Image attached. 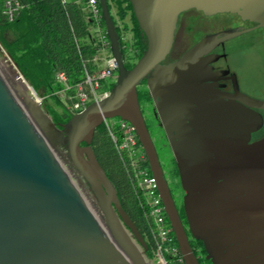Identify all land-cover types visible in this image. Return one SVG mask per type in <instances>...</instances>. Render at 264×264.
<instances>
[{
  "label": "water",
  "instance_id": "1",
  "mask_svg": "<svg viewBox=\"0 0 264 264\" xmlns=\"http://www.w3.org/2000/svg\"><path fill=\"white\" fill-rule=\"evenodd\" d=\"M97 1L109 52L117 66L115 82L106 98L70 116L64 134L58 133L42 113L54 135L65 139V157L93 195L100 221L87 208L69 175L0 77V264H145V242L120 208L114 187L90 148L94 129L109 118L122 119L132 126L182 262L199 264L189 247L138 106L136 86L148 73L147 94L174 156L184 192L182 207L188 234L202 240L208 254L213 253L212 264L252 262L255 258L224 259L216 253L229 236L221 229L243 219L244 204L252 203L255 196L247 189L259 186L258 180L264 178V140L247 144L250 131L261 122L251 108L264 111V100L239 97L244 106L223 103L214 113L200 112L193 117L187 113L192 103H200L196 95L201 94V74L205 72L200 57L210 47L241 32L204 36L175 61L160 63L170 51L180 13L194 9L205 16L234 14L264 30V0H125L139 35L145 39V48L131 69L123 66L106 0ZM30 101L37 105L32 98ZM37 108L40 110L38 105ZM190 126L195 129L193 134L188 132ZM234 131L240 133L237 155L228 151L234 149V144L226 142ZM225 158L239 162L241 173L237 177L232 176L237 168L233 174L228 172ZM237 180H242L240 186L247 192L234 202L235 195L229 190L230 183ZM260 193L264 201V192ZM237 204L230 210L234 216H228L226 209Z\"/></svg>",
  "mask_w": 264,
  "mask_h": 264
},
{
  "label": "trees",
  "instance_id": "2",
  "mask_svg": "<svg viewBox=\"0 0 264 264\" xmlns=\"http://www.w3.org/2000/svg\"><path fill=\"white\" fill-rule=\"evenodd\" d=\"M4 1L0 0V47L32 92L45 98L47 104L44 110L53 125L60 129L71 114L55 94L62 87L54 82V71H62L67 84L72 87L81 81L84 70L91 72L95 69L92 62L95 39L91 37L90 24L83 10L85 0H65L63 4L60 0H16L18 8L11 20L2 13ZM106 5L107 10L111 5L114 7L116 21L122 23L121 28L115 27L117 37L119 38L121 30L131 32V43L128 45L133 50L131 57L126 59V53L120 48L123 66L131 69L133 66L128 61L140 57L145 48V39L138 36L140 31L127 1L113 0L109 3L106 0ZM125 18L129 25L123 23ZM121 44L119 38V46ZM112 85L113 83L107 85L105 89L109 90ZM136 94L139 106L143 104L151 108L150 104L146 105L148 99L145 98L144 91L141 97L136 88ZM145 126L148 129L146 122ZM91 138V151L107 180L112 183L120 208L142 236L146 245L144 255L149 259L152 243L147 234L148 222L145 219V209L134 194L135 186L127 160L115 151L103 124L94 129ZM168 164V176L174 184L173 168Z\"/></svg>",
  "mask_w": 264,
  "mask_h": 264
},
{
  "label": "flooded vegetation",
  "instance_id": "3",
  "mask_svg": "<svg viewBox=\"0 0 264 264\" xmlns=\"http://www.w3.org/2000/svg\"><path fill=\"white\" fill-rule=\"evenodd\" d=\"M191 15H196L203 19L211 18L212 16H214V15L211 16L202 15L200 12H197L194 9H189L188 11L180 13L176 19V26L173 33L174 38L171 47L169 49L170 51L160 64H167L175 61L178 57H180L182 54L187 52L188 49H190V47L193 44L204 38V36L217 34L218 32H222V31H236L241 33H239L236 36H233V38L224 40L222 42H219V44L210 47V49L200 57L203 60L204 68H205V72L201 74V76L204 78V80L200 84L202 85L201 94L196 95L197 97H199L200 103L197 102L192 103L191 106H189L187 113L191 117H193L195 113H200V112L214 113L217 111L219 107L223 106V103H229L230 105L233 106L235 105L239 106L242 105L237 99L239 97H247V98L250 97L253 99H257L259 101H263L264 100V62L262 63V67L260 68L255 67L254 69V71L259 72L258 77L255 76V77H251L248 80H244L237 74V72L234 69H232V67L227 62V59L231 52L226 48L227 43L232 42L233 40L241 39L245 36H251L253 33H256L259 35L260 45L264 50L263 28L262 27L257 28L255 23L249 22L247 20L242 21L234 14L232 15L226 14L229 16L230 18L229 20H231L230 22L219 26L217 30L209 29L204 33H200L197 38L190 40V43L184 45L178 50H174L176 37H177L176 32L181 24L185 23L188 26L187 20L189 19V17H191ZM128 32L130 33L131 36V32L130 31ZM120 33H122V31H120ZM138 36L141 39H144V37L140 36L139 33ZM257 49L258 47L256 46V43L249 41L247 43L238 44L236 51L246 52L247 50H253L254 52ZM150 75L151 74L148 73V75H146L142 79V81L136 86L137 91L139 92L141 97H143V91H144V93L146 94L145 98L148 99L146 100V105L150 104L151 107L149 117H151L153 124L146 123L148 126L147 127L148 135L150 136L151 131H156L159 133V136L162 138L160 144L161 147H160V145H155V143L152 140V136H150V139L154 147V151H156L157 160H158V154L156 147L165 148L168 151L170 157L168 163H170L173 168L172 178L174 179L173 182L175 185L176 193H178L173 203H174V207H176L179 221H181L185 234L188 237L189 247L190 249H192L193 255L195 256L197 263L212 264L211 255L213 253L211 252L208 254L202 240L200 239L194 240L188 234L187 223L184 218V212L182 207V197L184 195V192L180 187L177 164L175 162L173 154L168 148L166 138L163 135L161 124L158 121L154 108L152 107L151 97L150 95L147 94V90H146V79ZM157 100H159V98H157ZM251 110L255 114H257L259 118H261V122L258 126L254 128V130L250 131L249 138L247 141L248 145L264 140V111L256 108H251ZM186 123L190 124L189 121H186ZM236 127L237 125L234 126L233 129H235ZM215 128L217 129L219 128V126H215ZM194 131H195L194 127L190 126L188 128V132L190 134H193ZM172 134L175 135L176 133L173 131ZM212 136H218V135H212ZM238 136H240V133L239 132L235 133L234 131L233 136L231 134L228 135L226 141V139L224 138L226 137V135L222 134L224 141L228 142V145L234 144L233 150L231 148H228L230 154L237 155L238 149L236 148V143L240 141L238 139ZM212 157H214L213 154ZM224 161L226 162L225 164L230 174H233L234 168H237L236 175H232V176L237 177L238 173H241L238 171L239 162H236V160H233L231 158L230 159L225 158ZM158 164H159V160H158ZM262 173H264V171H262ZM241 183L242 180L240 181L237 180L236 182L230 183L232 187L230 188L229 191L231 194L235 195L232 198V201L234 202H238V200H240L242 196L246 195L245 192L247 191L244 189L243 186H240ZM258 183L259 186L252 189H247L249 190L248 192L251 193L253 192L255 196L253 197L254 200H252V203L248 205L244 204L246 210L242 214L243 219L240 220L239 222L238 221L231 222L229 224L230 226L226 227L225 230L221 229L222 232L228 233L229 236L228 239L225 240V245H222L220 247L221 249L218 251L219 253H216L219 256V258H224V259L242 258L248 260H252L255 258L252 262L246 264H264V201L261 200L262 197L260 195L262 194L260 192H264V186L261 185L264 184V178H260L258 180ZM238 206H239L238 204L234 206H229V209H226L228 212V216L233 217L234 214L232 212L230 213V210H233L234 207H238Z\"/></svg>",
  "mask_w": 264,
  "mask_h": 264
},
{
  "label": "built area",
  "instance_id": "4",
  "mask_svg": "<svg viewBox=\"0 0 264 264\" xmlns=\"http://www.w3.org/2000/svg\"><path fill=\"white\" fill-rule=\"evenodd\" d=\"M64 2L65 0H60L61 4ZM17 8L16 0H5L2 13L8 20H11ZM83 10H85L86 20L90 24L91 37L95 39V55L92 57L95 69L91 72L84 70L81 81L72 87L67 84L62 71L55 70L53 73L54 82L62 87L55 94L64 102L65 110L71 116L82 112L88 104L106 98L109 90L105 87L114 83L116 78L117 66L109 52V42L104 26L100 24L98 1L85 0ZM122 33L119 35L122 42L119 47L131 56L133 50L125 44ZM101 124L104 125L115 151L126 158L135 186L134 194L145 209V219L148 222L147 234L152 243L151 257L148 260L153 264H183L174 235H172V229L166 220L159 194L156 191L155 180L150 176L147 165H145V155L137 137H135L132 126L118 118L103 120ZM143 256L145 257L144 251Z\"/></svg>",
  "mask_w": 264,
  "mask_h": 264
},
{
  "label": "rangeland",
  "instance_id": "5",
  "mask_svg": "<svg viewBox=\"0 0 264 264\" xmlns=\"http://www.w3.org/2000/svg\"><path fill=\"white\" fill-rule=\"evenodd\" d=\"M112 1L113 0H107V2H109V3ZM109 14L112 17V20L115 24V27L119 26L121 28L122 23L119 21H116L115 9L112 5L109 7ZM229 19H230L229 16L226 14H223V13H218V14L212 16L211 18H204V19L199 17V16H196V15H191V17H189V19L187 20L188 26H187V24L183 23L179 26V28L176 32L177 37H176L174 50H178L179 48L183 47L184 45L190 43V40L197 38L200 33H204L209 29L217 30L219 26L230 22L231 20H229ZM123 23L128 24L126 18L123 20ZM121 31L123 32L122 38H124L125 44L128 47V45L131 43L130 33L128 31H124V30H121ZM249 41L256 43V46L258 47V49L256 51H254V52H253V50H247L246 52L245 51L244 52H237L236 51L238 44L247 43ZM226 48L231 52L228 59H227V62L232 67V69H234L242 79L248 80L251 77H255V76L258 77L259 72L254 71V69H255V67L256 68L262 67V63L264 62V50L262 49V47L260 45V40H259L258 34L253 33L251 36H245L241 39L233 40L232 42H229L226 44ZM129 56H130L129 54H126V56H125L126 59ZM126 59H125V61H127ZM135 61H136L135 58L130 59L128 61V63L134 64ZM0 70L1 71L4 70L3 71L4 74L6 72L10 78H13L19 84H21V86L25 92V95L29 98H32L34 101H36L41 112H43L45 114V116L48 118V120L51 121L47 112L44 110V106L47 104V102H45V98L43 96H41L40 94H34L32 92L30 86L22 79L21 75H19L18 71L15 69V67L13 66L9 57L6 56V54L3 52L1 47H0ZM139 108H141L142 116H143L145 122L153 124L151 117H149L151 108H149L148 106H145V105L143 106V104H140ZM35 120H36L37 124L39 125L41 131H43V138L46 139V141L48 142L52 152H54L55 156L58 155L56 158L58 160H60L61 159L59 156L60 153H62V154L65 153V139L63 138L62 135L61 136H55L53 131H52V128L50 126H48V124L45 123L46 127L48 128V130H47L46 127L44 128L38 122L36 117H35ZM52 125H53V123H52ZM54 129L58 133L64 134L66 129H67V126L64 125L63 127H60V129H58L54 125ZM150 136H152V140L155 143V145L161 144L162 138L159 136L158 132L151 131ZM160 147H161V145H160ZM156 150H157V154H158L159 164L161 165V168H162L163 177L167 182L168 189L170 190L169 193L172 194V200L175 201V198L178 195V193H176L175 185L172 183L171 179H169L168 172H167L168 168H169L168 160L170 158L168 151L165 148H159V147H156ZM59 163L61 164V166L64 165V164L62 165L61 160L59 161ZM63 168L66 169V170L64 169L65 172H67L70 180L73 181L74 184L76 185L77 180H75L73 172L70 173V168L67 165H64ZM82 182H83V187H85L84 189H86L85 191L88 193L91 200L95 204L96 203L95 199H94L93 195H91L86 183L84 181H82ZM144 261H145V264H153L152 261L146 259L145 257H144Z\"/></svg>",
  "mask_w": 264,
  "mask_h": 264
},
{
  "label": "bare ground",
  "instance_id": "6",
  "mask_svg": "<svg viewBox=\"0 0 264 264\" xmlns=\"http://www.w3.org/2000/svg\"><path fill=\"white\" fill-rule=\"evenodd\" d=\"M3 71L0 70V77L2 78V81L9 88V91L11 92L13 98L16 99V102L18 103L20 109H22V111L25 112V114L27 115V117L29 118V120L31 121V123L33 124V126L36 128V130L38 131V133L40 134V136L42 137V139L46 141V139L43 138V131H41L39 125L37 124V122L35 120V117H36V119L38 120V122L45 128L46 127V124H48V122H47V119L45 118L44 114L37 108V105L34 104L33 102H31L30 101V98L25 95V92H24L21 84H19L13 78H10L9 75H7L6 72L4 74ZM46 129L48 130L47 127H46ZM47 145L49 146L48 142H47ZM49 149L52 152L50 146H49ZM52 154H54V152H52ZM54 156H55V154H54ZM57 156H55V157H57ZM59 156L61 158L60 160L62 162V165L63 164L64 165H67L70 168V173L73 172V175L75 177V180H77L76 181V185L74 184L73 181H71V182H73V184H74L76 190L78 191L79 195L82 196V199L85 202V205L93 213V215L98 219V221H100L98 209L96 208L95 204L91 200V198L88 195V193L85 191L86 189H84L85 187H83V182L80 180V178L75 173V171L73 170V168L70 167V165H69V163H68L65 155L62 154V153H60ZM60 160L57 159L58 163H59ZM59 165L61 166L60 163H59ZM63 166H61V167L63 168ZM63 169H65V168H63Z\"/></svg>",
  "mask_w": 264,
  "mask_h": 264
}]
</instances>
